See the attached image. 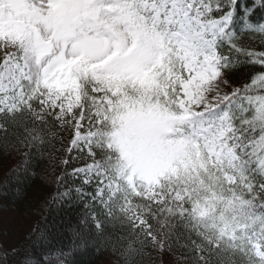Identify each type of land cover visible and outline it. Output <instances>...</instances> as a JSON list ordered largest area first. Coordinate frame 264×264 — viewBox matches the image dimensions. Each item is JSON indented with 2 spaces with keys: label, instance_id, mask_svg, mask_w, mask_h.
<instances>
[{
  "label": "snow or ice",
  "instance_id": "1",
  "mask_svg": "<svg viewBox=\"0 0 264 264\" xmlns=\"http://www.w3.org/2000/svg\"><path fill=\"white\" fill-rule=\"evenodd\" d=\"M0 167L82 210L0 264H264V0H0Z\"/></svg>",
  "mask_w": 264,
  "mask_h": 264
},
{
  "label": "trees",
  "instance_id": "2",
  "mask_svg": "<svg viewBox=\"0 0 264 264\" xmlns=\"http://www.w3.org/2000/svg\"><path fill=\"white\" fill-rule=\"evenodd\" d=\"M5 171L6 168L0 167V185L3 184ZM15 187H17L15 184L11 185L10 189L0 187V241L7 245L22 242L33 224L39 220L41 227L46 223L53 228V231L59 230L63 244L70 243L73 229H78L80 226L82 210L65 207H52L50 210L41 208L40 215H35L33 210L40 208L41 202L53 191V188L46 186L38 177L29 184L19 185L23 190L21 198L11 190ZM8 212L13 216V220L7 217ZM42 217H46V220ZM74 259L76 264H106L109 256H94L91 248H85L78 252Z\"/></svg>",
  "mask_w": 264,
  "mask_h": 264
},
{
  "label": "rangeland",
  "instance_id": "3",
  "mask_svg": "<svg viewBox=\"0 0 264 264\" xmlns=\"http://www.w3.org/2000/svg\"><path fill=\"white\" fill-rule=\"evenodd\" d=\"M7 217L9 218H11L12 220H13V216H11L10 214H9V212H8V214H7Z\"/></svg>",
  "mask_w": 264,
  "mask_h": 264
}]
</instances>
